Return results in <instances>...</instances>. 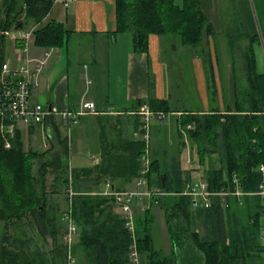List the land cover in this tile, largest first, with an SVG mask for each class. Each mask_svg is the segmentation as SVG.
<instances>
[{
	"label": "trees",
	"instance_id": "obj_1",
	"mask_svg": "<svg viewBox=\"0 0 264 264\" xmlns=\"http://www.w3.org/2000/svg\"><path fill=\"white\" fill-rule=\"evenodd\" d=\"M200 1L183 0L179 6L174 0H116L117 32L132 35L138 54L147 53L150 35L178 37L183 47L198 49L205 37L214 36ZM53 4L54 0H0V75L7 61L5 33L43 23ZM233 12L235 22L238 14L235 8ZM66 35L61 24L48 20L35 32L34 44L43 49L62 48ZM258 41L257 37L238 33L230 39L238 53L236 63L244 66L240 76L247 82L236 88L238 97L247 99L246 104H238L240 114H187L181 121V129L188 132L189 138L221 147L227 160L219 169L206 170L209 191L232 194L239 189L244 196L215 197L209 208L193 209L191 198L183 194L192 179L184 178L179 164L162 169L152 151L148 187L167 194L157 200V206L165 215L172 253L167 257L155 249L149 221L152 214L147 210L136 215L140 264H250L264 255L263 203L258 195L262 182L259 168L264 166V74L256 71L254 44ZM209 90L214 93V88ZM144 106L152 117L172 113L166 101L136 103L138 111ZM190 125L193 130H187ZM143 126L144 121L137 127L141 135ZM178 136L181 137L180 132ZM5 140L0 130V264H67L66 228L61 213L59 209L47 208L46 198L38 194L37 185H43L48 169L44 167L35 174L33 158L23 152L16 136L9 149ZM115 150L112 146L107 153L109 164H104L100 173L140 178L146 142L124 140ZM206 151L201 143L200 155L204 157ZM53 166L56 175L68 185L70 178L64 164ZM91 172L72 169L75 190L77 182ZM116 210L112 198L80 194L75 197L72 218L80 234L75 254L80 249L90 264H133V238Z\"/></svg>",
	"mask_w": 264,
	"mask_h": 264
},
{
	"label": "crops",
	"instance_id": "obj_2",
	"mask_svg": "<svg viewBox=\"0 0 264 264\" xmlns=\"http://www.w3.org/2000/svg\"><path fill=\"white\" fill-rule=\"evenodd\" d=\"M200 5L214 30V36L207 37L203 46L190 49L183 47L178 37L150 35L148 51L144 54L134 51L130 33L117 32L116 0H77L69 6L59 3L53 7L48 20L61 24L67 35L62 48H30V55L34 58L43 56L45 52L51 54L38 86L32 91L31 103L54 109L56 113L46 118L41 125L17 124L15 135L23 152L33 157L36 174L39 169H48L44 188L43 185H37L39 195L46 198L47 208L58 210L60 205L63 207V200H59V197L65 188V181L53 171V164H67L68 159L73 169L84 170L85 173L86 170H92L91 174L77 182L76 196H69L71 208L77 195L103 196L108 184L118 192L136 187L137 179L130 175L111 177L100 172L104 164H109L106 155L112 146L113 152H117L116 147L124 140H143V135L137 129L145 119L142 109H136L139 100L166 101L172 110L162 119L152 117L150 120V155L153 151L160 164H181L178 157L183 149L181 145L177 143L174 147L177 156L170 155L166 143L165 148L158 152L157 139L162 137L166 141L173 129L178 135L183 115L240 114L237 111L238 104H246L247 99L238 97L236 88L238 85H247L243 75L240 76L244 66L236 63L238 53L236 55L231 46L230 63L220 67L214 40L220 36L230 40L237 33L257 37L259 41L254 44L256 71L263 75L264 29L261 18L264 20V0H201ZM234 8L238 14L235 22L232 18ZM211 42L213 44L210 47ZM204 47L208 51L206 60L199 55ZM20 56V46H15L12 60L6 61L11 69L21 66ZM187 85L188 93L198 96L199 104L195 107L184 106L187 100L180 92ZM210 87L214 88V93L210 92ZM84 101L93 103L96 112L79 120L72 130V145L69 148L67 122L60 114L76 112ZM182 103L184 109H179L178 104ZM194 142L198 164H213L211 168L216 169L225 166L227 160L222 155L221 147L217 149L215 145L201 141L207 150V155L202 157L199 153L200 141L196 139ZM219 143L222 144L221 141ZM139 203L136 202L134 208ZM155 206L150 208L152 219L149 220L153 244L156 250L169 257L172 244L165 215ZM115 213L119 214L117 210ZM161 213L163 216L160 219ZM79 240L80 234L77 245ZM156 240L166 248V252L157 248ZM76 256L77 264H90L80 249H77ZM250 264H264V255L251 260Z\"/></svg>",
	"mask_w": 264,
	"mask_h": 264
},
{
	"label": "built area",
	"instance_id": "obj_3",
	"mask_svg": "<svg viewBox=\"0 0 264 264\" xmlns=\"http://www.w3.org/2000/svg\"><path fill=\"white\" fill-rule=\"evenodd\" d=\"M77 2V0H54L53 7L56 4L63 3L69 6ZM52 7V9H53ZM52 11V10H51ZM51 13V12H50ZM50 15V14H49ZM49 15L44 19L43 23L35 24L29 29L6 32L7 39H11L20 44L21 66L17 69H11L5 63L2 67L0 75V130L5 135V147H11V140L15 138L17 124L25 126L41 125L46 118L52 116L56 111L54 109L44 107L41 104H32L31 95L32 91L38 86L41 74L46 66L50 53L45 52L43 56L34 58L30 55V48L35 46V32L48 21ZM96 112V106L91 102H82L76 112L61 113V117L67 122L66 139L68 147L72 145V130L79 123V120L88 115ZM142 115L145 117L144 126L142 127L143 140L146 142V153L142 158L143 170L141 177L137 179L136 188L134 191L118 192L113 190L110 184L106 186V191L102 194L105 197L114 199L117 211L126 222V229L130 232L133 238V247L131 249V262L138 263L137 252V238H136V212L134 205L136 202L144 203L143 210L146 211L154 204L158 205L157 199L164 194L159 191H152L148 187V172L150 164V150H149V127L150 120L153 114L147 106L142 108ZM159 118H164L159 115ZM193 126H188L192 129ZM259 172L262 174V182L258 195L262 198L263 203V230H262V246L264 250V166H260ZM234 183L238 186V181L235 178ZM189 196L192 200V208H209L211 201L215 197L224 198L228 195L241 198L244 196L243 192L237 189L234 193L229 194L226 192L215 193L208 189V184L203 182H195L187 185L183 193ZM166 195V194H165ZM70 198L76 196L73 189L69 190ZM152 203V204H151ZM72 204H70L71 207ZM62 221L67 223V230L64 237V242L67 247V264H74V240L77 235V227L72 218V208L70 211L63 215ZM264 254V253H263Z\"/></svg>",
	"mask_w": 264,
	"mask_h": 264
},
{
	"label": "rangeland",
	"instance_id": "obj_4",
	"mask_svg": "<svg viewBox=\"0 0 264 264\" xmlns=\"http://www.w3.org/2000/svg\"><path fill=\"white\" fill-rule=\"evenodd\" d=\"M175 3L181 5L182 0H176ZM263 21H264L263 18H261V22H262V25H263L262 27L264 29V22ZM206 38L207 37H205L203 43H205ZM214 41L216 43V54L218 56V61H219L220 67H226V65L228 63H230V59H231L230 51H233V49L231 48V45H230V40H227L226 36H220V37L215 38ZM203 43H202L201 46H203ZM212 44H213V42L210 43V47L212 46ZM15 46H20V44L14 42L10 38L7 39V41H6V54H7L8 61L12 60V56L14 55V47ZM204 46H205V44H204ZM211 50H212V48H211ZM236 50H237V48H236ZM207 52L208 51H207L206 47H204L203 51L200 52L201 54H199V55L201 56V58L203 60H206V53ZM259 54L261 55V53H259ZM261 56H260V64H262ZM175 83H176V81L173 82V86H175ZM188 87H189L188 85L185 86L184 90L182 89L181 92H180L182 94V96H184L186 98V100H187V103L184 106L185 107H187V106L190 107V106L193 105L195 107V106H197V104H199L198 96L197 95H194V96L190 95L188 93ZM183 104L184 103L178 104L179 109H184ZM190 126H192V125H190ZM187 130H193V128L192 129H188V127H187ZM179 132L181 133V137L180 136L178 137L177 131L175 129H173L170 132V134L168 135L169 137L166 139V141L163 140L162 137H159L157 139L158 140L157 144H159L158 145V152L162 151V149L165 148V143H166L167 148L168 149L170 148L169 150H170L171 154H170V152H169V154L170 155L175 154L177 156V151L175 152L174 147H176V144L179 143L181 145V147L183 148L182 151L180 152V154H178V157H180V159H181V164H179V165H180V167H181V169L183 171L184 178L187 179V178L190 177L192 179V181H193L192 183L205 181L206 170L208 168H211L213 166V164H198V159L199 158H198L196 143L194 142V140L189 138L188 132L185 131L183 128L182 129L180 128ZM175 134L177 135L176 137H174ZM170 144L173 145V146H171ZM169 145L171 147H169ZM159 165L163 169V167L164 168H166V167L169 168L171 164H159ZM64 166H65L66 171L69 173V178L70 179H69L68 185H67V183H65L64 190H61V192H60V197H59L60 199L59 200H63V201H61V204L63 205V207L61 208V205H60V208H59L60 209V213H61V217H63V215H65V214H67L70 211V209H71L70 203H69V190H70V188H72L73 192L76 193L75 189H74V184L72 183L73 180L71 181L72 169L74 168V166H73V164L69 163V159L67 160V164H64ZM150 166H151V159H150L149 168H150ZM34 170H35V174H36L37 171H36V169H34ZM135 188H133L131 190H127V191H130V192L134 191ZM152 191L162 192V191H160L158 189H152ZM162 193L164 194V192H162ZM38 194H39V190H38ZM66 197L68 198L67 199V203H68L67 206L65 205L66 204V202H65ZM164 197H165V194L163 196H161L160 198H164ZM139 204L136 205L134 210H135V212L142 214V213L145 212L143 210L145 204L144 203H139ZM152 206H155V205L152 204L149 207V209H147V210H150V208ZM155 207H158V206L156 205ZM137 210H139V211H137ZM158 211H160V210H158ZM161 216H163L162 213H161V215H159L160 219H161ZM62 223L64 224V226L66 228L65 231H66L67 230V223L63 222V221H62ZM74 224H75V222H74ZM75 225H76V227L78 229L77 224H75ZM78 237H79V229L77 230V235H76L75 240H74V248H73L74 259H75V263L74 264H77V256H76L74 250H75V246L77 245ZM156 246H157L158 249L163 250L164 252L167 251L166 248H164L163 245L158 240H156ZM137 264H140V255H139V253H138V263Z\"/></svg>",
	"mask_w": 264,
	"mask_h": 264
},
{
	"label": "bare ground",
	"instance_id": "obj_5",
	"mask_svg": "<svg viewBox=\"0 0 264 264\" xmlns=\"http://www.w3.org/2000/svg\"><path fill=\"white\" fill-rule=\"evenodd\" d=\"M237 179V178H236Z\"/></svg>",
	"mask_w": 264,
	"mask_h": 264
}]
</instances>
